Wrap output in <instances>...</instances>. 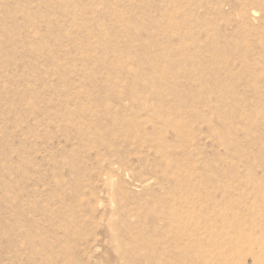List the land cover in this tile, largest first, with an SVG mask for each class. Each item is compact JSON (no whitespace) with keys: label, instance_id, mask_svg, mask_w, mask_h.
Segmentation results:
<instances>
[{"label":"rangeland","instance_id":"obj_1","mask_svg":"<svg viewBox=\"0 0 264 264\" xmlns=\"http://www.w3.org/2000/svg\"><path fill=\"white\" fill-rule=\"evenodd\" d=\"M0 264H264V0H0Z\"/></svg>","mask_w":264,"mask_h":264}]
</instances>
